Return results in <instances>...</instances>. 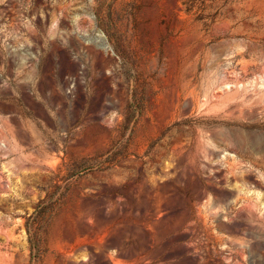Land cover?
<instances>
[{
	"label": "rangeland",
	"instance_id": "374dc122",
	"mask_svg": "<svg viewBox=\"0 0 264 264\" xmlns=\"http://www.w3.org/2000/svg\"><path fill=\"white\" fill-rule=\"evenodd\" d=\"M0 264H264V0H0Z\"/></svg>",
	"mask_w": 264,
	"mask_h": 264
}]
</instances>
